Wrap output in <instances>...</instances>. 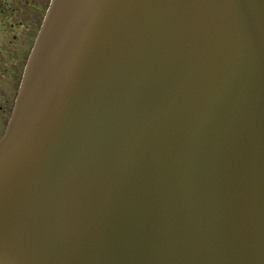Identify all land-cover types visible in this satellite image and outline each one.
<instances>
[{"label": "water", "instance_id": "obj_1", "mask_svg": "<svg viewBox=\"0 0 264 264\" xmlns=\"http://www.w3.org/2000/svg\"><path fill=\"white\" fill-rule=\"evenodd\" d=\"M0 264H264V0H48Z\"/></svg>", "mask_w": 264, "mask_h": 264}, {"label": "flooded vegetation", "instance_id": "obj_2", "mask_svg": "<svg viewBox=\"0 0 264 264\" xmlns=\"http://www.w3.org/2000/svg\"><path fill=\"white\" fill-rule=\"evenodd\" d=\"M28 1L29 0H0V37L7 36V41L11 43L8 46H11L13 52L7 49L8 52H6V54H8L9 57L17 55L20 57L12 87L9 92V101L7 98L8 111L4 120L10 109L23 62L48 0H37L35 5H32L31 2ZM28 17H30L32 21L30 20V22H28ZM0 48H2V45H0Z\"/></svg>", "mask_w": 264, "mask_h": 264}, {"label": "rangeland", "instance_id": "obj_3", "mask_svg": "<svg viewBox=\"0 0 264 264\" xmlns=\"http://www.w3.org/2000/svg\"><path fill=\"white\" fill-rule=\"evenodd\" d=\"M29 1L32 5H35L37 0ZM30 20L32 21V19L28 17L27 21L30 22ZM9 44L11 43L7 41V36L0 37V45H2V48H0V129L4 122V117L8 111L7 102L9 101V92L12 87L13 78L15 77V71L20 60V57L18 55L9 57L8 54H6V52H8L7 49L10 52H13L11 46H8Z\"/></svg>", "mask_w": 264, "mask_h": 264}]
</instances>
